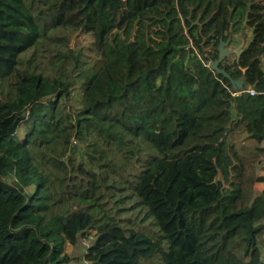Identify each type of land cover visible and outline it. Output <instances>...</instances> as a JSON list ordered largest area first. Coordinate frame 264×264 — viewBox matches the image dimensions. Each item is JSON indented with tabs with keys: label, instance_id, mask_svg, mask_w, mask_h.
<instances>
[{
	"label": "trees",
	"instance_id": "trees-1",
	"mask_svg": "<svg viewBox=\"0 0 264 264\" xmlns=\"http://www.w3.org/2000/svg\"><path fill=\"white\" fill-rule=\"evenodd\" d=\"M262 141L264 0H0V264H264Z\"/></svg>",
	"mask_w": 264,
	"mask_h": 264
},
{
	"label": "rangeland",
	"instance_id": "rangeland-1",
	"mask_svg": "<svg viewBox=\"0 0 264 264\" xmlns=\"http://www.w3.org/2000/svg\"><path fill=\"white\" fill-rule=\"evenodd\" d=\"M62 34L65 35V37L67 38H62L61 40L58 38H55V42L58 43L60 46H64L66 44L69 45V47H73L75 46V44L80 43L83 44L84 42H87L89 40H87L86 38L82 39V38H75L70 31H63L61 32ZM250 32L248 30H246V42L250 39ZM249 38V39H248ZM234 39V40H232ZM240 45H243V41H241L239 38H231V41L229 42V48H236ZM233 54H230L226 60L227 62H231L233 59ZM80 98V92L78 90H74L73 95H72V100L73 102H77ZM92 139V138H91ZM90 139V140H91ZM232 141L235 145V147L237 148L238 152H242V148L241 145H247V144H252V141H249L246 138V135L243 133H239L237 135H235L232 138ZM87 142H77L74 141L73 142V147H71L70 151H69V155L66 159L70 158V160L72 161L73 165H78L80 164L84 169L86 170H91L92 172H96V173H102V171L107 170L108 171V177L109 180L113 179V182H118L119 181V169H116L115 172H110V168L107 167H99L96 162L92 161L90 158V155H93L97 158V154L92 152V147L90 149L87 148ZM260 147H263L264 149V141H262L261 143L257 144ZM103 161H101L100 163H102ZM254 167V171L255 174L258 176H264V151L262 153H259L255 164L253 165ZM73 174L80 176L79 173L73 172ZM224 185H227V182L224 183ZM264 189V181H259V182H255L253 185V192L254 194H258L259 192H261ZM126 214L123 215V217ZM264 221V219H263ZM264 237V235H263ZM86 242V241H85ZM85 248L80 245L77 244L75 246H71V245H67L65 247V251L69 256H73L76 258H80L84 252ZM261 253L264 256V245L261 246ZM65 264H75V261H71L69 263H65ZM79 264V263H77Z\"/></svg>",
	"mask_w": 264,
	"mask_h": 264
},
{
	"label": "water",
	"instance_id": "water-1",
	"mask_svg": "<svg viewBox=\"0 0 264 264\" xmlns=\"http://www.w3.org/2000/svg\"><path fill=\"white\" fill-rule=\"evenodd\" d=\"M231 36L229 35L226 39H219L218 45H217V57L213 60L209 61L208 66L214 70L217 73H221L225 77L229 78L231 87L233 90L236 89H242V84L244 83V80L241 78L238 79H232L229 74L221 67H219V63L226 59L230 54H233L235 58L237 59L242 45L236 47V48H229V42L231 41Z\"/></svg>",
	"mask_w": 264,
	"mask_h": 264
},
{
	"label": "built area",
	"instance_id": "built-area-1",
	"mask_svg": "<svg viewBox=\"0 0 264 264\" xmlns=\"http://www.w3.org/2000/svg\"><path fill=\"white\" fill-rule=\"evenodd\" d=\"M250 95H253L254 94V90L250 87V86H247L246 89H245ZM86 241V242H85ZM81 242L84 244V245H87L89 243V240L88 239H81Z\"/></svg>",
	"mask_w": 264,
	"mask_h": 264
},
{
	"label": "crops",
	"instance_id": "crops-1",
	"mask_svg": "<svg viewBox=\"0 0 264 264\" xmlns=\"http://www.w3.org/2000/svg\"><path fill=\"white\" fill-rule=\"evenodd\" d=\"M236 39V38H235Z\"/></svg>",
	"mask_w": 264,
	"mask_h": 264
}]
</instances>
